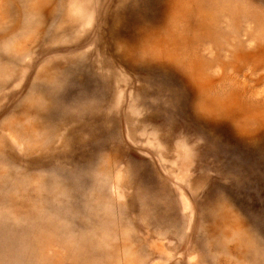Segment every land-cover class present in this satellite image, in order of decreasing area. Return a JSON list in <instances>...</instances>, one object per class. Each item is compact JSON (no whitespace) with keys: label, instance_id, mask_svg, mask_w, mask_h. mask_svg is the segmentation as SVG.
Masks as SVG:
<instances>
[{"label":"rangeland","instance_id":"1","mask_svg":"<svg viewBox=\"0 0 264 264\" xmlns=\"http://www.w3.org/2000/svg\"><path fill=\"white\" fill-rule=\"evenodd\" d=\"M0 264H264V0H0Z\"/></svg>","mask_w":264,"mask_h":264}]
</instances>
